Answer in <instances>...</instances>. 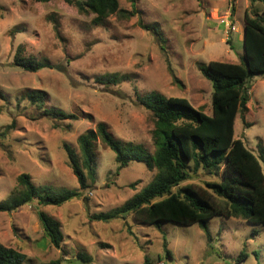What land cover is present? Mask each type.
<instances>
[{
	"label": "rangeland",
	"instance_id": "374dc122",
	"mask_svg": "<svg viewBox=\"0 0 264 264\" xmlns=\"http://www.w3.org/2000/svg\"><path fill=\"white\" fill-rule=\"evenodd\" d=\"M217 1L135 0V16L114 15L95 26L94 15H80L66 0H0V204L18 187L22 174L30 175L36 187L79 190L64 147L79 154L78 138L100 123L121 144L142 146L153 155L155 118L139 104L138 94L156 91L185 99L212 116L213 86L198 66L244 62V54L232 49L235 11L227 20L226 3L219 8L209 4ZM243 5L239 0L237 25ZM120 8L132 11L129 0H120ZM142 25L153 26L164 41ZM20 48L25 58L47 62L51 68L30 73L16 67ZM109 75H116L118 83L99 82ZM250 86L248 112L238 114L235 138L259 158L264 149V78L254 77ZM37 91L45 94L47 108L76 115L77 120L43 117L26 99ZM13 122L14 129L2 137ZM94 158L96 182L80 199L62 206L34 201L17 212L0 213V243L25 254L24 264L62 257L63 264H144L145 256L154 264H264V224L215 216L208 221L209 242L199 224L164 223L160 232L133 215L110 223L91 220L94 214L121 208L156 174L143 162L118 171L115 154L100 141ZM259 161L264 174V161ZM219 179L198 172L182 186L204 188ZM38 211L60 222L65 256L45 235ZM163 236L171 260L165 258ZM242 252L247 257L239 262ZM79 255L88 261L79 260Z\"/></svg>",
	"mask_w": 264,
	"mask_h": 264
},
{
	"label": "trees",
	"instance_id": "16d2710c",
	"mask_svg": "<svg viewBox=\"0 0 264 264\" xmlns=\"http://www.w3.org/2000/svg\"><path fill=\"white\" fill-rule=\"evenodd\" d=\"M48 3L51 0H37ZM132 11L120 8V0H66L80 15H94L93 25H102L109 17L119 15L131 18L137 14L135 0H129ZM244 62L228 64L210 62L199 65V70L213 86L212 116L195 109L187 100L168 98L159 92L137 95L141 106L155 118L153 155L142 146L121 144L104 123L88 130L78 138L79 154L65 145L69 166L79 183V190L60 189L51 186L36 187L28 174L18 177V187L9 199L0 204V213L17 212L21 207L38 201L41 206H62L82 197L96 182L97 169L94 158L95 144L100 141L115 154L118 171L132 162L145 163L149 171H156L152 182L125 204L109 213L94 214L96 222L110 223L124 220L129 215L160 232L164 223L184 226L199 224L207 240L212 241L208 221L215 216L234 218L250 224H264V174L259 158L264 161V149L256 157L241 139L235 138V123L240 112H248L251 101L250 81L264 78V12L261 15H245ZM158 41L163 36L153 26H143ZM14 65L30 73L50 69L47 62L25 58L20 48ZM101 84H117L118 77L109 75L98 79ZM26 99L53 121L77 120V116L56 108H47L46 97L40 91L28 93ZM15 123L1 135L6 136ZM203 172L218 181L206 182L205 187L185 185L192 175ZM133 187V185H132ZM38 220L52 246L66 255L64 236L58 220L38 211ZM165 258L171 260L165 236ZM247 257L240 254L238 261ZM64 257L42 264H63ZM78 259L87 262L84 255ZM27 260L21 251L0 243V264H24ZM144 264H154L145 256Z\"/></svg>",
	"mask_w": 264,
	"mask_h": 264
},
{
	"label": "crops",
	"instance_id": "0c3cea01",
	"mask_svg": "<svg viewBox=\"0 0 264 264\" xmlns=\"http://www.w3.org/2000/svg\"><path fill=\"white\" fill-rule=\"evenodd\" d=\"M221 1L222 4H221ZM217 2H212L209 3L213 8H219L223 6V3H226L224 6L227 7V20L232 16L231 10L235 13L233 15V23L231 24V38L233 40V48L237 55L240 53L244 54V48H243V43H244V32H245V15L246 13H249L251 15H261L264 12V0H243L244 5H243V13L240 18V24L237 25L236 19H237V6H238V1L235 0L232 4L229 3L228 0H221ZM236 5V7H235ZM236 9H235V8ZM225 23V21H224ZM236 48V49H235ZM130 264L129 261H126V264Z\"/></svg>",
	"mask_w": 264,
	"mask_h": 264
},
{
	"label": "built area",
	"instance_id": "2783aa9c",
	"mask_svg": "<svg viewBox=\"0 0 264 264\" xmlns=\"http://www.w3.org/2000/svg\"><path fill=\"white\" fill-rule=\"evenodd\" d=\"M228 1H229L230 4H232L235 0H228ZM225 23H226V25H229L228 22H225Z\"/></svg>",
	"mask_w": 264,
	"mask_h": 264
},
{
	"label": "water",
	"instance_id": "95a60500",
	"mask_svg": "<svg viewBox=\"0 0 264 264\" xmlns=\"http://www.w3.org/2000/svg\"><path fill=\"white\" fill-rule=\"evenodd\" d=\"M244 55H245V46H244Z\"/></svg>",
	"mask_w": 264,
	"mask_h": 264
}]
</instances>
